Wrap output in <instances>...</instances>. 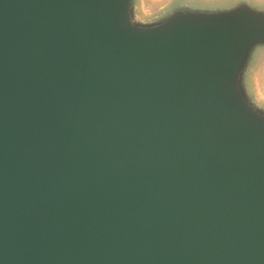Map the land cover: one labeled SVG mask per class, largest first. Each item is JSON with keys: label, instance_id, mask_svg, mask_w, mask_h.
<instances>
[{"label": "water", "instance_id": "1", "mask_svg": "<svg viewBox=\"0 0 264 264\" xmlns=\"http://www.w3.org/2000/svg\"><path fill=\"white\" fill-rule=\"evenodd\" d=\"M138 2L0 0V264H264V4Z\"/></svg>", "mask_w": 264, "mask_h": 264}, {"label": "rangeland", "instance_id": "2", "mask_svg": "<svg viewBox=\"0 0 264 264\" xmlns=\"http://www.w3.org/2000/svg\"><path fill=\"white\" fill-rule=\"evenodd\" d=\"M174 0H139L137 8V16L142 21H150L157 17L165 8ZM201 2H212L220 0H198ZM257 4H264V0H253ZM257 81V78H256ZM255 87V84H254ZM261 86H259L260 88ZM258 92V90L256 89ZM261 92H258L260 96Z\"/></svg>", "mask_w": 264, "mask_h": 264}]
</instances>
